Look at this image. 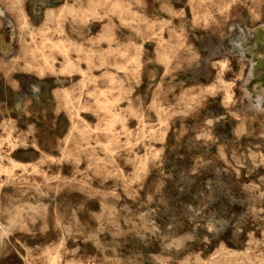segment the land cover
I'll return each mask as SVG.
<instances>
[{
	"label": "rangeland",
	"instance_id": "rangeland-1",
	"mask_svg": "<svg viewBox=\"0 0 264 264\" xmlns=\"http://www.w3.org/2000/svg\"><path fill=\"white\" fill-rule=\"evenodd\" d=\"M0 154V264H264V0H0Z\"/></svg>",
	"mask_w": 264,
	"mask_h": 264
},
{
	"label": "bare ground",
	"instance_id": "bare-ground-1",
	"mask_svg": "<svg viewBox=\"0 0 264 264\" xmlns=\"http://www.w3.org/2000/svg\"><path fill=\"white\" fill-rule=\"evenodd\" d=\"M227 6V5H226ZM228 8V7H227ZM61 9H62V7H61ZM52 14V13H51ZM58 18V17H57ZM86 18V17H85ZM194 19V18H193ZM139 24V23H138ZM30 35V34H29ZM257 35L259 36V37H261L262 36V32L261 31H258L257 32ZM56 46L57 47H59L60 49H62L63 51H64V48H66L64 45H63V43L62 42H59V43H57L56 44ZM74 50V49H73ZM139 51V50H138ZM117 52H115V54H116ZM63 55V54H62ZM65 56V55H64ZM139 59V58H138ZM131 62V61H130ZM129 62V63H130ZM133 62V61H132ZM220 63H221V65H223L224 63L222 62V61H220ZM128 64V63H127ZM38 66V65H37ZM71 66V62H70V60H67L66 61V63H65V65H64V67H70ZM38 67H41V66H38ZM125 67V66H124ZM46 68V67H45ZM44 69V68H43ZM49 69H51V68H49ZM76 69V68H75ZM52 70V69H51ZM120 71V70H119ZM27 72V71H26ZM59 72V71H58ZM62 72H63V69H62ZM222 74V73H221ZM61 75V74H60ZM70 75V74H69ZM137 78V77H136ZM83 87V86H82ZM55 91V90H54ZM87 96H89V95H87ZM98 96V95H97ZM96 96V97H97ZM65 97H66V95H65ZM101 97V96H100ZM155 98V97H154ZM227 98V97H226ZM66 99V98H65ZM78 99V98H77ZM69 100V99H68ZM64 102H66V104L68 103V101H67V99H66V101H64ZM108 102V101H107ZM107 102H105V103H103V106H105V107H107ZM229 102V101H228ZM64 104V103H63ZM66 104H65V106H66ZM72 106V105H71ZM104 107V108H105ZM111 107V106H110ZM67 108V107H66ZM76 110V109H75ZM212 110V109H211ZM77 111V110H76ZM76 111H75V113H76ZM207 113V112H206ZM78 116V115H77ZM217 119V118H216ZM71 120V119H70ZM218 121V120H217ZM207 122V121H206ZM8 123V122H7ZM209 123V122H208ZM75 124V123H74ZM209 125V124H208ZM226 128V127H225ZM11 132V131H10ZM195 135V134H194ZM199 135V134H198ZM197 135V136H198ZM6 138H8V137H6ZM5 138V139H6ZM220 138V137H219ZM221 139V138H220ZM151 140V139H150ZM159 140V139H158ZM162 140V139H161ZM222 140H224V139H222ZM66 143V142H65ZM108 143V142H107ZM99 144H101V143H99ZM110 144V143H109ZM109 144H108V146H109ZM161 144V143H160ZM106 146V145H105ZM128 146V145H127ZM107 147V146H106ZM12 148H14V147H12ZM64 148V147H63ZM217 152V151H216ZM218 153V152H217ZM4 157H6L7 158V160L8 161H10L12 164H14V163H16L14 160H12L10 157H8V156H2V154H0V167H2L1 166V163H2V159L4 158ZM62 157V156H61ZM144 157H145V155H144ZM50 158V157H49ZM51 160V159H50ZM36 162V161H35ZM18 166H19V164H18ZM17 166V167H18ZM21 166V165H20ZM264 167V166H263ZM22 168V167H21ZM23 169V168H22ZM119 170V169H118ZM120 171V170H119ZM121 172V171H120ZM140 172V171H139ZM142 173H144L143 171H141ZM182 172V171H181ZM192 172V171H191ZM1 173V172H0ZM122 173V172H121ZM137 184V183H136ZM1 185V184H0ZM96 191V190H95ZM99 191V190H98ZM119 197V196H118ZM26 205V204H25ZM100 205H102V204H100ZM101 207V206H100ZM102 208V207H101ZM113 209V208H112ZM28 210H30L29 208H28ZM113 210H115V209H113ZM23 211V210H22ZM102 211V210H101ZM107 211V210H106ZM103 212V211H102ZM108 212H110V211H108ZM102 214V213H101ZM109 214V213H108ZM18 215V214H17ZM92 215H94V214H92ZM100 215V214H99ZM111 215V214H110ZM140 215V214H139ZM106 216H108L107 214H106ZM190 216V215H189ZM18 217V216H17ZM96 217V216H95ZM99 220V219H98ZM97 221V220H96ZM10 222V221H9ZM114 223V222H113ZM113 223L111 224L110 223V225H113ZM10 224H11V222H10ZM20 227V226H19ZM1 230V229H0ZM43 230V229H42ZM44 231V230H43ZM1 232V231H0ZM3 232V231H2ZM1 232V233H2ZM119 233V232H118ZM5 234V233H4ZM116 236V235H115ZM87 237H90V234H89V236H87ZM139 238H141V237H139ZM74 240V239H73ZM155 240V239H154ZM186 240V239H185ZM61 242V241H60ZM94 243V242H93ZM178 243V242H177ZM255 247V246H254ZM72 250H74V249H72ZM56 251V250H55ZM221 252V251H220ZM235 252V251H234ZM245 252V251H244ZM232 253V252H231ZM229 254V253H228ZM227 254V255H228ZM238 254V253H237ZM239 254H241V253H239ZM238 254V255H239ZM243 254V253H242ZM241 254V255H242ZM211 255V254H210ZM186 256V255H185ZM232 256H234V255H232ZM197 257H198V255H197ZM235 257V256H234ZM241 257V256H240ZM190 258V257H189ZM238 258V257H237ZM160 259V258H159ZM198 259H199V257H198ZM201 259V258H200ZM249 259V258H248ZM184 260H186V258L184 259ZM52 261H53V259H52ZM51 261V262H52ZM158 261V260H157ZM161 261V260H160ZM187 261V260H186ZM250 261V260H249ZM255 261V260H254ZM228 262V261H227ZM226 262V263H227ZM163 263V262H162ZM187 263H188V261H187ZM226 263H224V264H226Z\"/></svg>",
	"mask_w": 264,
	"mask_h": 264
}]
</instances>
